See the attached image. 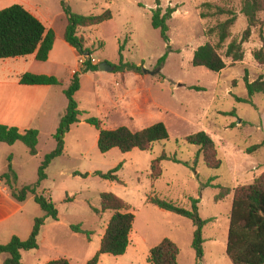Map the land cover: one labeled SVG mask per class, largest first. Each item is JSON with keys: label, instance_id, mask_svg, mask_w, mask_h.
<instances>
[{"label": "rangeland", "instance_id": "rangeland-1", "mask_svg": "<svg viewBox=\"0 0 264 264\" xmlns=\"http://www.w3.org/2000/svg\"><path fill=\"white\" fill-rule=\"evenodd\" d=\"M159 1L164 10L178 7L169 20V43L152 25L157 0H0V10L22 5L55 31L57 40L49 60L37 64L58 74L63 82L53 88L56 96L52 95V99L58 111L52 109L48 121L40 125L38 154L31 155L23 142L15 146L11 164L18 189L38 182L42 161L57 146L54 135L62 118L60 112L68 106L64 90L71 83V70L78 68L80 54L64 39L68 22L64 2L76 14L97 15L107 9L113 13L111 20L79 29V35L85 38V48L99 61L98 70L81 74V89L75 96L84 112L81 120L97 117L105 129L125 126L133 131L162 122L170 134V140L157 142L151 151L134 149L123 153L114 148L102 153L98 148L99 131L94 126L87 122L73 125L66 136L64 154L52 162L47 179L37 188L38 194L51 197L56 203L59 219L45 221L38 248L22 250L24 264H47L59 258H67L71 264L91 260L99 252L114 214L107 211L96 215L92 211V207L101 208V195L106 192L131 205L135 222L127 252L121 256L102 254L98 264H152L150 250L165 238L178 245L179 264H198L192 247L195 230L192 220L150 204L147 199L152 194L186 209H192L191 198L198 199L199 214L207 221L203 229L204 258L200 264H233L227 255L233 194L227 196V188L252 183L264 174V146L247 153L249 147L264 142V95H255L254 105L237 100L248 97L246 75L251 81L264 76V65L258 64L253 56L256 49L264 46V11L258 14V23L243 44L244 60L233 64L225 58L226 48H221L219 52L227 68L215 72L194 66V53L208 42L217 44V35L209 30L229 18L226 11H233L236 21L225 46L242 39L248 28V20L242 13L244 0ZM121 45L125 49L124 60L141 66L142 72L115 70L120 63ZM166 53V62L158 67V60ZM102 63L113 69L102 71ZM158 69L159 73H151ZM200 131L208 132L217 143L223 161L219 169L206 166L200 147L183 140ZM164 152L177 155L179 162L164 161L161 178L152 183L151 164ZM120 164H123L118 172L120 181L95 174L107 173ZM7 165L0 160V175L8 171ZM77 172L86 176L76 175ZM212 178L225 186L221 190L222 201L215 200L220 189L204 186ZM8 190L2 181L0 245L7 244L15 235L27 240L35 220L44 216L34 195L19 202ZM77 224L91 231V237L73 231L71 226ZM4 259L0 255V264H4Z\"/></svg>", "mask_w": 264, "mask_h": 264}, {"label": "trees", "instance_id": "trees-1", "mask_svg": "<svg viewBox=\"0 0 264 264\" xmlns=\"http://www.w3.org/2000/svg\"><path fill=\"white\" fill-rule=\"evenodd\" d=\"M157 0V8L153 10L152 25L159 29L165 42L169 43V20L178 10V7H167L165 10ZM64 8L68 16V22L64 32L65 41L76 48L80 55L92 52L85 48V38L79 35V29L99 25L113 18L110 9L101 14L82 15L73 13L70 7L64 2ZM264 11V0H244L242 13L248 20V28L240 41L232 40L225 46L226 41L231 36V28L236 21V15L233 11H226L229 18L218 23L209 30V33L216 34L217 44L206 43L197 48L193 57V65L196 67H205L211 71L221 72L227 68L225 58L231 59L233 64L240 63L245 58L243 44L251 36V28L258 23V14ZM223 13L224 11L221 10ZM202 16L206 14L202 13ZM57 35L53 29L47 28L45 24L34 16L22 5H12L0 10V60L19 58L36 53L38 61L45 62L49 59L50 53L54 48ZM170 47V46H168ZM226 48L225 58L220 54L219 49ZM124 45L120 47V63L115 70L125 68L142 72V67L124 60ZM254 59L260 65H264V46L253 52ZM168 57V53L158 60V67L163 66ZM99 69V64L94 65L91 62L86 64L85 69H81L73 74L71 83L64 90L68 100V106L65 114L62 116L60 125L54 135L57 142L56 148L48 153L39 167V179L36 184L17 188V177L15 176L11 157L9 158L8 171L0 176V183L5 181L13 198L19 202L27 200L30 194L34 195L35 201L44 211V216L37 218L30 237L27 240L21 239L15 235L7 244L0 245V255H4V264H24L22 261V250H32L38 248V237L42 226L48 218L59 219V212L56 203L51 197L38 194L37 188L47 179V169L52 162L62 156L65 151L66 136L73 125L79 124L84 112L80 109L76 100V93L81 89V74L88 71ZM20 82L24 85H46L61 86L63 82L55 75H42L34 73H25ZM245 84L248 97H237L239 102H245L254 105L253 97L257 94L264 95V76H260L254 81L245 76ZM194 90H203L198 86H191ZM85 122L94 126L99 131L98 148L102 153H107L114 148H118L123 153L131 152L134 149L142 151H151L157 142L170 140V134L166 125L162 122L156 123L144 129L133 131L128 127H119L117 129H105L102 120L97 117H88ZM40 132L37 129L21 130L18 127L0 125V142L8 145H14L16 142H23L31 155L38 154ZM187 144L200 147L199 153L203 154V160L206 166L211 169H219L222 166V159L219 156L217 143L206 131H200L191 134L183 139ZM264 146V142L253 145L247 149V153L252 154ZM173 160L179 162L177 155L169 156L165 152L153 160L151 164V180L156 183L163 174V162ZM120 164L115 169L104 173L95 172L103 179L120 181L118 172L122 168ZM76 175L86 176L79 172ZM216 182V178L210 179L204 186H213L220 189L216 196V201H222L221 190L225 188ZM228 196L233 194L232 211L230 215V226L227 241V255L233 264H264V174L254 179L252 183L238 185L232 190L228 189ZM192 209H186L179 204L161 198L155 194L149 196L147 201L163 210L175 213L177 215L192 220L195 230L193 233L192 247L196 251L198 264L204 258V238L203 229L207 221L202 219L199 214L198 199L191 198ZM92 211L97 214H103L107 211H113L106 232L101 240L99 252L86 264H98L102 254H111L114 256L124 255L130 246V238L135 222V214L131 211V205L113 193H102L101 208L92 207ZM72 230L77 233L86 234L89 238L91 231L85 230L81 224L72 225ZM180 249L171 239L165 238L158 245L150 250L149 262L152 264H179L178 257ZM47 264H71L67 258H59L48 262Z\"/></svg>", "mask_w": 264, "mask_h": 264}, {"label": "crops", "instance_id": "crops-1", "mask_svg": "<svg viewBox=\"0 0 264 264\" xmlns=\"http://www.w3.org/2000/svg\"><path fill=\"white\" fill-rule=\"evenodd\" d=\"M72 50L78 54L76 48L72 47ZM37 62L36 53L0 60V125L14 126L21 130L34 128L41 131V127L48 121L51 110L56 107V102L54 98L52 99V95L56 96V91L53 89L55 86L24 85L20 82L22 75L28 72L58 77V74L48 71L44 65H38ZM77 67L79 68V61ZM78 68L71 70V76ZM65 109L60 112L62 116L66 112ZM16 144L17 142L14 145L0 142V160L5 161V165H9L10 157L11 163L14 162ZM6 189L8 190L7 187Z\"/></svg>", "mask_w": 264, "mask_h": 264}, {"label": "built area", "instance_id": "built-area-1", "mask_svg": "<svg viewBox=\"0 0 264 264\" xmlns=\"http://www.w3.org/2000/svg\"><path fill=\"white\" fill-rule=\"evenodd\" d=\"M88 62H91V64H94V65H97L99 63V61L92 54H88V53L82 54L80 55V58H79V68L74 71V74L77 71H80L81 69L82 70L85 69L86 64Z\"/></svg>", "mask_w": 264, "mask_h": 264}, {"label": "water", "instance_id": "water-1", "mask_svg": "<svg viewBox=\"0 0 264 264\" xmlns=\"http://www.w3.org/2000/svg\"><path fill=\"white\" fill-rule=\"evenodd\" d=\"M100 69H101L102 71H110V70H112L113 68H112L108 63H102V64H100ZM159 71H160V69H158V70L155 71V72H151V73H152V74H157V73H159ZM145 72H148V71L145 70Z\"/></svg>", "mask_w": 264, "mask_h": 264}]
</instances>
